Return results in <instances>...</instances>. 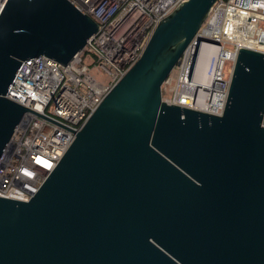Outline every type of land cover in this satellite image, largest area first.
Instances as JSON below:
<instances>
[{
  "label": "water",
  "instance_id": "water-1",
  "mask_svg": "<svg viewBox=\"0 0 264 264\" xmlns=\"http://www.w3.org/2000/svg\"><path fill=\"white\" fill-rule=\"evenodd\" d=\"M217 1L160 20L76 132L4 95L22 61L65 66L97 24L67 0L5 1L0 156L26 111L74 138L27 202L0 198V264H264V54L237 50L219 115L161 99Z\"/></svg>",
  "mask_w": 264,
  "mask_h": 264
},
{
  "label": "built area",
  "instance_id": "built-area-1",
  "mask_svg": "<svg viewBox=\"0 0 264 264\" xmlns=\"http://www.w3.org/2000/svg\"><path fill=\"white\" fill-rule=\"evenodd\" d=\"M6 0H0V11ZM99 28L65 66L22 61L4 98L76 132L138 60L156 24L186 0H67ZM200 39V40H199ZM264 54V0H218L161 89L167 104L219 115L237 50ZM81 57L90 58L104 83ZM102 79V80H103ZM260 127L264 128V109ZM74 138L26 111L0 156V198L27 202Z\"/></svg>",
  "mask_w": 264,
  "mask_h": 264
},
{
  "label": "rangeland",
  "instance_id": "rangeland-1",
  "mask_svg": "<svg viewBox=\"0 0 264 264\" xmlns=\"http://www.w3.org/2000/svg\"><path fill=\"white\" fill-rule=\"evenodd\" d=\"M81 61H82V64H84L85 66H87L88 70H89V73L96 79V80H99V82L101 83H104V77H102L101 75L98 74V72L96 71V68L90 64V58L88 57H81ZM174 75H175V70L173 68V70L170 72L169 74V78H171L173 80L174 78ZM103 79V80H102ZM169 98V92L161 89V99L162 100H166Z\"/></svg>",
  "mask_w": 264,
  "mask_h": 264
}]
</instances>
